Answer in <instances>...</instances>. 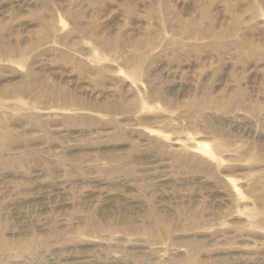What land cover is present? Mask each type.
<instances>
[{
  "label": "rangeland",
  "instance_id": "rangeland-1",
  "mask_svg": "<svg viewBox=\"0 0 264 264\" xmlns=\"http://www.w3.org/2000/svg\"><path fill=\"white\" fill-rule=\"evenodd\" d=\"M0 264H264V0H0Z\"/></svg>",
  "mask_w": 264,
  "mask_h": 264
}]
</instances>
